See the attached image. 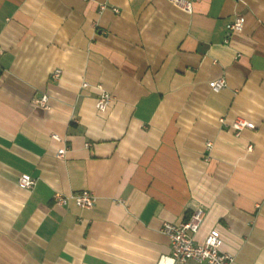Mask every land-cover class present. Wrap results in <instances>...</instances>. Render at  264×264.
Segmentation results:
<instances>
[{
    "label": "crops",
    "instance_id": "1",
    "mask_svg": "<svg viewBox=\"0 0 264 264\" xmlns=\"http://www.w3.org/2000/svg\"><path fill=\"white\" fill-rule=\"evenodd\" d=\"M0 48V264H180L161 229L199 207L197 244L264 264V0H0Z\"/></svg>",
    "mask_w": 264,
    "mask_h": 264
},
{
    "label": "built area",
    "instance_id": "2",
    "mask_svg": "<svg viewBox=\"0 0 264 264\" xmlns=\"http://www.w3.org/2000/svg\"><path fill=\"white\" fill-rule=\"evenodd\" d=\"M178 8L187 13H192L193 1L195 0H171ZM107 8L106 4L101 5V10ZM115 12H118V8H112ZM243 28V19L238 16L233 22H230L227 26L228 31H237ZM2 50L0 48V54ZM61 70L57 69L51 74V78L54 80L59 79ZM86 86V84H84ZM227 86V81L224 77L217 78L210 82V87L214 92H219ZM101 90L97 101L96 107L100 112H106L113 101V96L103 89L101 85H98ZM49 96L44 94L42 97L35 100V104L42 108H49ZM223 122L224 120L221 119ZM233 129L236 134L239 135L244 129H255L256 125L244 118H237L233 124ZM53 138L63 143L62 148L58 151L59 158H65L68 147L66 145L67 139L58 134H53ZM212 143L208 142V148ZM90 146V144H87ZM37 180L29 174H22L18 179V185L24 189L31 190L36 185ZM70 199H73L75 204L81 208H92L96 201L97 196L91 190H83L78 193H74L67 196L61 192L54 194V201L57 204L66 205ZM206 210L203 207L195 209L190 217L179 224L172 222H164L162 226V232L169 238L172 249L173 259L177 263H185L189 260H195L200 264H234V256L229 253L221 251V235L217 230H211L207 235L204 243L197 244L194 240V236L199 231L204 218Z\"/></svg>",
    "mask_w": 264,
    "mask_h": 264
}]
</instances>
